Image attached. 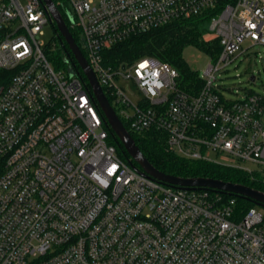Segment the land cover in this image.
Returning a JSON list of instances; mask_svg holds the SVG:
<instances>
[{
    "label": "built area",
    "instance_id": "obj_1",
    "mask_svg": "<svg viewBox=\"0 0 264 264\" xmlns=\"http://www.w3.org/2000/svg\"><path fill=\"white\" fill-rule=\"evenodd\" d=\"M61 3L130 134H166L169 151L182 158L264 182V170L243 166L264 168V96L227 100L217 84L246 41L264 46V0H232L213 17L205 40L218 41L220 52L207 55L197 93L181 88L168 63L113 66L107 54L134 36L216 10L220 0ZM49 25L42 0H0V264H264V208L240 210L237 196L135 171L110 143L82 70L50 61L62 43L58 34L47 46L41 40Z\"/></svg>",
    "mask_w": 264,
    "mask_h": 264
},
{
    "label": "trees",
    "instance_id": "obj_2",
    "mask_svg": "<svg viewBox=\"0 0 264 264\" xmlns=\"http://www.w3.org/2000/svg\"><path fill=\"white\" fill-rule=\"evenodd\" d=\"M53 1L66 21L76 43L81 47L79 34L71 28L64 9L65 6L61 3V0ZM231 1L220 0V6L216 10L206 11L187 20L174 21L145 34L134 36L109 51L107 62L113 66H119L120 64L131 65L142 59L151 58L168 63L180 73L181 88L187 92L197 93L203 85V80L200 78V74L190 67L184 58V52L186 49L194 47L211 57H216L219 54V42H207L205 37L210 33L213 17L221 11L223 8L221 6ZM54 30L59 36L58 39L63 43H60L61 46H58V50L50 57V61L60 68H68L69 64L73 66L75 60L72 56H69L70 50L68 46L64 43L56 28ZM82 52L86 55L83 50ZM74 67L80 71L78 65ZM80 72L82 73V71ZM104 93L112 104L110 95L106 90H104ZM131 135L148 161L156 169L167 175L185 179L209 178L221 180L245 185L264 192V182L261 178L252 180L243 171L201 160L185 159L172 153L167 146L166 134L148 132L143 136ZM110 143L118 148V152H120L123 159L129 158L123 147H120L112 136L110 137ZM237 203L239 209L244 211L255 206L253 202L239 197H237Z\"/></svg>",
    "mask_w": 264,
    "mask_h": 264
},
{
    "label": "water",
    "instance_id": "obj_3",
    "mask_svg": "<svg viewBox=\"0 0 264 264\" xmlns=\"http://www.w3.org/2000/svg\"><path fill=\"white\" fill-rule=\"evenodd\" d=\"M42 2L51 16V25L56 28L64 43L68 46L69 56H72L75 60L74 65L79 66L87 79L91 92L104 116L105 123L111 130L112 137L120 147H123L129 156V163L135 171L169 186L183 189H210L246 199L256 206L264 208V192L251 187L209 178L185 179L174 177L156 169L143 155L134 138L118 117L55 2L53 0H42ZM255 79L254 76L251 77L252 82Z\"/></svg>",
    "mask_w": 264,
    "mask_h": 264
},
{
    "label": "rangeland",
    "instance_id": "obj_4",
    "mask_svg": "<svg viewBox=\"0 0 264 264\" xmlns=\"http://www.w3.org/2000/svg\"><path fill=\"white\" fill-rule=\"evenodd\" d=\"M70 21L73 22V16L71 15ZM55 35L54 28L49 25L44 29V36L41 40L44 41L47 46L52 42ZM208 39L210 40L211 38L207 37V40ZM241 50L244 51V53H242L225 72L220 73V75L217 76V84L222 87L221 94L227 100H237L241 96L247 95L251 92L264 96V46L253 45L250 41H246L242 45ZM184 58L190 67L197 71L201 76L204 74L211 61L206 54L194 47L185 50ZM253 76L256 78L254 82L251 81V77ZM117 84L127 91L134 102L137 101V98L130 93V86H128L126 82L118 81ZM118 153L120 155V152ZM209 157L220 163L230 162L229 158L213 152L209 154ZM243 166L261 172L264 170V168H260L252 163H245Z\"/></svg>",
    "mask_w": 264,
    "mask_h": 264
}]
</instances>
